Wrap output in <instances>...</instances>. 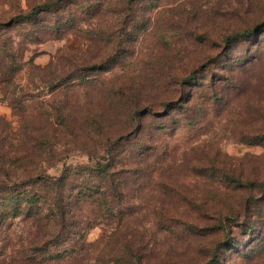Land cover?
<instances>
[{"label":"rangeland","instance_id":"obj_1","mask_svg":"<svg viewBox=\"0 0 264 264\" xmlns=\"http://www.w3.org/2000/svg\"><path fill=\"white\" fill-rule=\"evenodd\" d=\"M47 1L0 0V180L24 189L16 183L71 171V184H81L90 176L84 169L104 163L112 148L126 182L117 217L103 214L90 228L93 207L78 213L71 239L84 237V246L60 264H115L126 244L149 264H205L211 238L185 224L204 226L238 205L224 173L264 180V137L244 141L264 129V29L236 50L225 43L264 18V0H52L72 23H15ZM225 56L247 67L218 69ZM194 74L204 85L189 81ZM189 92L192 111L166 106ZM140 146L154 155L151 179L134 176ZM192 167L209 173L198 177ZM228 224L232 240L252 243L242 222ZM40 234L34 221L6 224L0 262L21 258ZM235 257L230 264H264V252Z\"/></svg>","mask_w":264,"mask_h":264},{"label":"trees","instance_id":"obj_2","mask_svg":"<svg viewBox=\"0 0 264 264\" xmlns=\"http://www.w3.org/2000/svg\"><path fill=\"white\" fill-rule=\"evenodd\" d=\"M59 3L49 0L36 6L28 14L17 16L14 21L18 24H31L38 22L44 16H52L58 23H72L74 18L71 15L64 14V11H60L62 8H60ZM53 28L60 30V26L57 27V22ZM263 29L264 18L257 19L252 25H247L244 29L236 30L231 35H227L225 43L231 50H236L235 48H238L243 42H250L255 39ZM263 40L264 38H259L258 43L263 42ZM244 61L242 58L225 56L223 63L220 61L217 66H219L218 69L227 70L232 75L238 65H241V68L247 67ZM104 68L103 66L98 68L94 66L89 70L96 73ZM181 79L179 76L171 77V81L176 84L188 81V79ZM1 80L2 77H0ZM8 80L5 79L4 81ZM191 80L193 83L204 85L201 84L198 78H195V74L189 78V81ZM189 93L185 94L175 106L169 104L166 106L170 107V110L179 109L182 114L192 111L196 102V95L194 93L189 95ZM137 114V111L132 113L134 118ZM158 129L167 131L165 126ZM259 131L256 135L246 136L244 141L250 145L262 141L264 129ZM111 149L106 150L105 154L108 157L104 159V163H97L92 168L84 169L90 176L88 179L83 180L81 184H71L74 181L71 171H67L60 177L32 176L26 181L21 180V182L16 183L26 185L24 189L14 185V183L0 180V232L9 222L22 218L34 221L38 225L39 231L41 229L44 234V236L40 234L39 238L33 240L23 250L22 256L18 260L11 254V264H60L67 255L78 254L77 247L84 246V237L82 241H78L76 238L73 240L71 238L75 235L72 231L80 223L77 214L83 213L85 208L93 207L91 212V219L93 220L91 222L93 221L95 224L89 222L90 228L101 224L98 219H101L103 214L117 217L115 207L123 202L125 198L123 188L126 182L122 178V172L116 169L115 158L111 153ZM137 154L138 163L136 164L137 168L134 176H139L140 180L142 178L151 179V173H153L152 158L154 156L151 148L140 146ZM191 170L198 177H206L209 173L201 167H192ZM223 175L231 184V189L236 193H240L238 205L230 208L224 216L220 214L213 220H205L206 224L204 226L185 224L192 232L200 231L201 235L211 238L209 247L205 252L207 259L205 264H230V258L232 260L235 256L243 262L246 259L252 260L255 257H260L264 252V180L258 177H250L244 180L245 178H237L228 173ZM230 220L234 223V227L238 228L239 225L241 227L240 223L242 222L244 237L252 239L249 246H243V242L237 243L232 240L231 234H234V230L228 224ZM117 223L122 226L123 219L118 217ZM160 225L165 226L162 221H160ZM44 239L48 240L44 242ZM71 240L74 242V245H70L72 249L68 247L64 250L60 249L61 245H65L67 242H69L67 244H70ZM53 246L57 248L53 250ZM135 251L133 246L126 244L124 251L115 258V264H147L148 262H144L143 258ZM3 255L2 250H0V261ZM3 263L0 262V264Z\"/></svg>","mask_w":264,"mask_h":264}]
</instances>
